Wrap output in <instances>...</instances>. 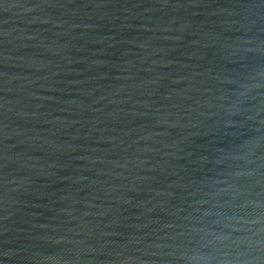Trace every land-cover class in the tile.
Returning <instances> with one entry per match:
<instances>
[{"label":"water","instance_id":"water-1","mask_svg":"<svg viewBox=\"0 0 264 264\" xmlns=\"http://www.w3.org/2000/svg\"><path fill=\"white\" fill-rule=\"evenodd\" d=\"M0 264H264V0H0Z\"/></svg>","mask_w":264,"mask_h":264}]
</instances>
